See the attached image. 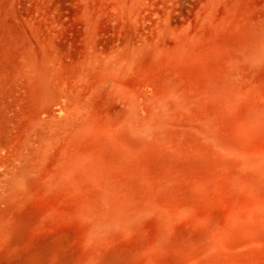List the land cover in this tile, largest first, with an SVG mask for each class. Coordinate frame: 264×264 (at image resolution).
<instances>
[{"label": "rangeland", "instance_id": "obj_1", "mask_svg": "<svg viewBox=\"0 0 264 264\" xmlns=\"http://www.w3.org/2000/svg\"><path fill=\"white\" fill-rule=\"evenodd\" d=\"M0 264H264V0H0Z\"/></svg>", "mask_w": 264, "mask_h": 264}]
</instances>
